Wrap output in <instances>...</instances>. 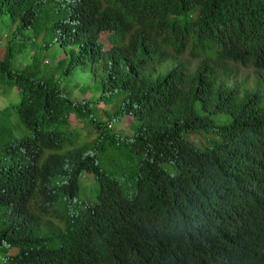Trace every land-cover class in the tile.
Here are the masks:
<instances>
[{"label": "trees", "instance_id": "1", "mask_svg": "<svg viewBox=\"0 0 264 264\" xmlns=\"http://www.w3.org/2000/svg\"><path fill=\"white\" fill-rule=\"evenodd\" d=\"M0 35V264H264V0H0Z\"/></svg>", "mask_w": 264, "mask_h": 264}, {"label": "rangeland", "instance_id": "2", "mask_svg": "<svg viewBox=\"0 0 264 264\" xmlns=\"http://www.w3.org/2000/svg\"><path fill=\"white\" fill-rule=\"evenodd\" d=\"M100 40H103L102 37H100ZM6 37H3V35H0V51L3 49L5 45ZM24 50L18 54L15 55V59L18 63L21 64H27L30 61V57L32 54L38 53V44L37 40L34 39L31 42L25 44ZM61 64L58 67V70L53 71V67L60 61ZM68 59V53L67 49H63V47L59 46H52L48 50L44 52V58L43 60H46V64L42 61V67L47 66V68L42 72L44 75L55 77L58 74V71L64 66L65 62ZM94 70L93 69H76L74 70L69 77L62 83V86L64 85V93H66L69 98L81 100V99H90L95 98L98 94V89L93 91V88L91 86V74ZM36 73V72H34ZM259 74V73H258ZM262 79H264V74H259ZM256 76V73L248 68V67H242L240 65L234 66V70L229 77L228 81H235L239 82L241 84L243 83H251L254 77ZM96 83H94L95 85ZM3 103V99L0 98V105ZM113 104L110 102L105 103H99L98 106H96V115L98 116V119L100 121H105V115L102 113V110L110 112L113 108ZM95 115V116H96ZM129 123H130V117L129 116H123L120 121L115 119L112 121H107V128L114 130L117 133L121 134H129ZM80 133V135L88 136L89 138L93 137L95 135L94 130L89 127L85 122H75L74 126ZM85 179H83L84 181Z\"/></svg>", "mask_w": 264, "mask_h": 264}]
</instances>
